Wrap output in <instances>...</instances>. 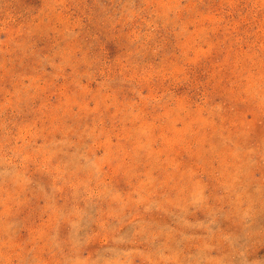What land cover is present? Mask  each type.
Returning <instances> with one entry per match:
<instances>
[{"label": "rangeland", "instance_id": "1", "mask_svg": "<svg viewBox=\"0 0 264 264\" xmlns=\"http://www.w3.org/2000/svg\"><path fill=\"white\" fill-rule=\"evenodd\" d=\"M0 264H264V0H0Z\"/></svg>", "mask_w": 264, "mask_h": 264}]
</instances>
